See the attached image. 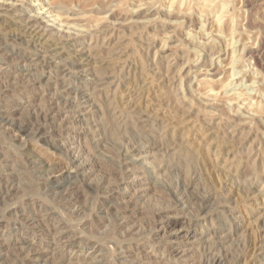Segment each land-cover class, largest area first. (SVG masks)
Returning a JSON list of instances; mask_svg holds the SVG:
<instances>
[{"label": "rangeland", "instance_id": "1", "mask_svg": "<svg viewBox=\"0 0 264 264\" xmlns=\"http://www.w3.org/2000/svg\"><path fill=\"white\" fill-rule=\"evenodd\" d=\"M107 1L108 2L104 3L105 2L104 0L102 1L101 0H61V2L63 3L65 2V4H67L66 2H68V4L70 3L69 5L71 6L74 5L73 7L77 9L75 11H78V14L81 11L80 14H82V18L86 20V21L85 20H82V21L83 22L85 21L86 23L90 22L91 20H92L91 22L93 23L98 22V20H100L98 19V17H101V20H102V17L107 15V19L106 18H103V19H104V23L106 22L105 24H110L109 25L110 29L108 28L109 30L108 29L104 30V31L107 30V32L101 31L100 33H98L99 35L98 43H95L94 40H90L88 38L89 36H85L87 32H84L82 33V35L80 34L77 37V40L74 36H73L74 38L73 37L69 38L65 36V37H61V39L60 37L55 36L54 41L50 40V41L45 42V44H43L44 46L40 45V48L42 49L44 53L48 51L46 53L48 57L50 56L53 50L59 49V47L62 46L61 47L62 56L66 58V59L64 58V60L70 63H74L76 66V70L80 71L78 73L80 75L84 74V80L89 81L91 85V86L90 85L88 86L89 90L94 88L95 84L98 82V79L100 78H101L100 82H102L101 88L107 87L109 85V81H112V83L110 84L111 88L114 87L113 89H115L116 87H119L117 88V96L119 97L116 98L117 99L116 101H118V106L116 107V110L113 109V112L115 113L118 112L117 115L121 113L119 119L122 121V126H121L122 128L118 131L119 132L118 134L114 133V131L109 129L108 133L109 134L111 133V134L108 135L106 139H104L108 141V142L105 141L107 143L106 147L108 148H105V151H103V155H105L104 157L103 155L102 156L99 155L98 157V161L100 163L99 164L100 166L97 168L98 171L96 170V172H94L91 175L92 178L88 179L85 183H83V181H78L76 183V188L78 189V191L87 193V194L85 193L86 197L82 200V204L86 206L89 213H86L87 216H85L86 214L85 215L83 214L80 217L75 218L73 221H68L67 218L65 217L60 218L61 217L60 216L58 217L61 219L60 222L68 227L67 229H69L70 232H72L71 234H75L78 237L85 236L88 238L97 239L99 243L105 247L115 243L116 239L114 236H117V234L114 235V232H115L114 223L116 221V218H115L116 210L115 209L111 210L108 214H106V219L101 220L103 224L100 221H95L93 219L95 221L94 222L93 220H91L92 217L90 218L88 214H90V211L93 210L94 205L99 206L100 204L99 201H101L102 199H103L102 201H106L108 200V198L105 196V194H102V193L96 194V193H93L92 190H90L91 192L88 191L87 188L88 187L92 188L95 185L96 180L100 178L102 179L106 175L109 176V169L115 167L114 159L116 158V153H117L119 144L126 142L127 140L131 143H138V138H133L136 132L144 131V133H147L149 135L150 134L153 136L156 135L158 138L155 144L156 146H153V145L152 146L154 147V149L156 148V149H161V150L162 148H165V145L163 144L164 147L162 146L161 144L162 141L161 142L159 141L160 138L164 136V134L167 137L168 136L170 137L172 134L175 133L174 135L177 136L179 140L183 138L185 139L186 142L189 143V145H186V146L184 145L179 150L178 154L174 153V151L173 152L170 151L169 154L167 155L163 154V156H165L164 157L165 159L162 157V154L159 155L161 153L159 152L158 155L160 156V158L157 159L156 164L167 166L168 169L163 171L162 174L161 173L156 174V177L160 175L157 186L153 185V182L156 180V177L153 175V173L150 172V170L142 169L139 166H137L136 167L137 169H135V170H138L137 171L138 175L142 174V172L145 171L146 175H144V178L145 177L147 178L149 176V178L147 179L145 178L144 180L140 181L148 189L141 191L140 200H138L137 206L130 207V209L127 211V214L129 216L127 227L130 226V228L126 227L125 229V230L128 229L127 231L129 232V235L124 240L123 242L124 245L130 246L129 249L132 251V253H140L141 256L150 250V248H148L149 250L148 249L144 250V248L150 246V244L152 242L154 243L155 241L154 239H150L152 238V236L150 235V228L152 225V214L157 209L163 208L169 205L170 199L168 197L166 190H168L169 187L173 186V183L175 182L176 179L181 178L184 181H188L190 172H193V173L196 172L198 179H196V181H193L192 185H190V187L188 188L190 191L189 190L187 191V198L191 196L190 197L191 199H189L188 205L185 206L184 208L180 206V207L172 208L171 210H169L171 212L172 211L179 212V213H176V215L173 216L172 219L177 224V226L180 227V231L185 232L189 229L194 230L195 228H197L194 226V224L196 223L195 216L197 213L201 211V209L199 207V203L195 202L193 200V197L197 196V194H199L200 192L206 193L207 191H210V193L214 195H213L212 200H210L207 204H205L206 210L203 213V215L207 214L208 212H209L208 214L210 215L212 212L211 217L213 216V219H212L213 221L211 220L210 226L216 227V229H218V231L220 232L219 235L221 236V240L217 238L219 241L217 244H215L217 247L214 248V250L211 253V256L214 254L217 256L225 257V256H231L237 253L238 254L241 253V255H243L244 261L242 259V261L239 264H264V249H260V246L253 248L254 242L258 243V245L261 243V242L259 243V241H261V238H260L261 236L258 238L259 233H264V178H263L264 177V130H263L264 129V118H263L264 113L262 112V114H260L262 115V117L257 116L251 119L250 118L251 115H248L249 113H247V109L245 108V106L248 104V101L243 100L244 97H247L249 95L247 94L249 91L252 93V95H255L257 93L256 98H258L259 96V98H262L264 101V77L262 78L261 74H256L257 75L256 81H255L256 83L252 84L253 88L251 87L252 88V91H251L249 90L250 88H247V87L250 86L251 81L253 79L252 76H254L255 74H249L250 72H248L246 74L245 79L242 81V83L244 84H241V86H238L239 88L238 91H242L240 90V88L241 89L244 88L243 90L245 91H242L243 93H245L248 90L246 92L247 95L245 94L243 98H241L240 100H236V99L233 100L232 104L228 105L227 102L229 101L231 97H234L233 93L236 91V89H232L233 86H230L229 88L231 90H229V92L225 94V90L223 92L222 88H220L221 84L219 83V81L221 80L219 79L224 80L231 72L230 71L231 68H229L230 60L228 58V55H225L224 52L227 51L228 53L229 51H231L233 46L232 48H227L226 44L223 46V44L221 43V45L223 46L222 47L220 43L218 44V41L210 43L211 39H207V40L203 39V38H206V36H204L203 32L199 31L200 29L199 20L200 22L202 21L207 22L205 24V28H207L206 30L207 36L210 34L211 35L213 34L216 40L219 38L217 31H216V26H212L213 24L212 22L217 17L216 15H219L220 12L222 11L221 9L224 4L226 6V7L224 6L226 8L224 9V11L226 12L224 14L225 17H223L224 22H231L232 20V22H234L235 27H236V32L234 33L233 37L234 39L238 40V43L234 45V47L239 49L243 47L244 45L248 47V45L250 44L249 46L250 48H252L254 47L253 45L257 41L254 39L253 44H252V41H250L249 39L246 40V38H248V36L252 34L251 31H256L258 30L257 28H259V31L262 29H260V27H257V28L254 27L255 30L253 28H252L253 30H251L249 27V24L250 22H254V24L253 23L252 24L256 25L257 23L255 24V22L264 21L263 19L264 17H261L263 16V14L261 13H262V10L264 9V5L261 6V4L260 5L258 4V3L264 2V0L262 1L257 0V3L254 2L251 6L252 9L248 7L246 8L247 0H234V1L233 0H212L213 1V2L211 1L212 6L208 8V10H205L204 12L201 11V8L203 5L202 0H183V1L173 0L174 7L172 8V11L173 9L174 11L173 12L171 11L172 15L171 14L169 15L168 13L169 4L171 3L172 0H157L152 5H150V8L148 7L149 5L147 7L146 6H141L140 8L139 6L137 7V3L139 2L138 0H112V2L111 0H107ZM33 4H34L33 1L26 0L24 2L23 8L26 9L28 7L29 8L35 7L33 6ZM122 4H124V6H122ZM107 5H111V6H107ZM256 6H257L256 8L257 10L254 9ZM259 6L261 7L260 9L261 11L258 8ZM182 10L184 12L188 10V12H186L185 15H181L180 12ZM247 11H249V13L251 14L248 15L249 13ZM18 13L19 12H17L16 16L7 15L5 17H2L3 19L5 18L4 19L5 22L3 23L4 25L0 24L2 25L0 26V31L2 29V31L0 32V42H2L1 38H4L3 35H5L8 32H16L14 30L18 29L19 26L21 28L22 20H19V19H21L20 17H24L26 14L23 13L22 15H19ZM200 13L203 14L204 16H202ZM255 15H257V17ZM239 17H242V18L240 19ZM3 19H0V20H3ZM186 31L187 32L192 31L193 32L192 37H195L196 39L194 41L189 40L187 38L188 33ZM259 31H258V34H260L261 32ZM84 36L87 39H84L85 38ZM50 39H53V38H50ZM200 39L203 40L204 42L207 41V46H211L212 44H215L216 46L219 45L218 48L226 47L225 51L223 50V52H220V53H213L211 56L209 55V57H208L209 53H207V69L209 68L208 64L210 63V60L213 59V61L215 62V60H218V57H220L223 60L224 66L221 67L218 71L217 69L215 70L213 69L211 71L209 70V72L206 71L204 67L205 63L204 62L202 63L203 59H205L206 57H204L203 55L201 57L197 56L196 48L200 45L198 43ZM164 41L167 42V45H169V50L166 51L169 53L168 54L166 53L165 56H163V48L161 47V45L163 46ZM52 42L58 43L59 44L58 47L51 45ZM14 47L19 49V48H22V45H15ZM148 47H151L150 50H148L149 49ZM8 53L9 52L5 50L0 54V56H2L3 54L7 55ZM4 55L2 57H4ZM12 56L13 55H10L8 57V60L5 61L6 62L5 66H8L10 70L6 74H4L5 76L4 75L1 76L2 79L1 78L0 79L2 81L0 80L1 82L0 86L7 85L11 89L10 91L11 93L9 92V94H13V96H9L8 98L0 97V103H1L0 113L4 112L7 109V106L10 104V107L11 108L13 107L12 110L15 109L10 114L14 118L16 117L17 120L21 121V119L27 118L26 116H28L29 110L26 106L27 100L33 95H36V96L39 95L38 97L42 96L41 91H39L38 88L34 87L36 85L39 86L38 76L39 78L41 76L42 78L43 76L48 78V75L50 76L51 74H53V68H52V64H50L51 67H49V65L46 66L45 64L44 66L42 63H40V61L39 62L35 61V63L32 61L31 63L29 62L28 64H31V68L30 66L28 67L27 65L25 67L20 66L16 68V63H15L16 61H15V58H13L14 56L13 57ZM247 57L248 55H246L241 62H239L238 64L236 63L234 65L238 73L235 75V77H233V81H237L242 75H244V73L242 74L241 72L245 70L249 71V68L251 69L253 67L251 60L250 59L248 60L249 57L248 58ZM50 61L52 62L54 60L50 59ZM119 63L121 65H118ZM197 63L203 66L200 72L196 71L197 70L196 68H198L199 66V65L198 66L196 65ZM107 64L108 65L116 64L115 69L116 67L117 69L114 72H111V71L109 72L108 69H110L111 66L109 65V67H106L108 66ZM98 65H103L105 67V70L107 71L105 73L106 75L104 74L103 75L102 74L101 75L100 74L87 75L90 71L94 73V70H96L95 68H97ZM118 66L120 67L118 68ZM191 66H193L191 69L192 71L191 73H189L187 71L190 70ZM85 67L87 69H85ZM48 69L49 70L51 69V70L48 71ZM117 70H118V74L116 72ZM20 71L22 73H25L27 71L25 73L26 75L24 74L22 76H18L17 73H19ZM21 72L20 74H22ZM195 73L199 76L198 80L194 78ZM97 75L98 77H96ZM206 76H207V79H214L215 80L214 82L216 84L215 87H217L218 90H221L220 91L221 94L218 92L219 94L216 95L217 99L215 98V100L212 97L214 93L209 94V92L208 93L204 92L206 89H203L201 87L203 84H200V82H198L199 80H201V78L202 80H204ZM24 77H25V80H24ZM93 78H95L97 82H95ZM26 79L27 81L30 80V82L28 83L31 84L30 86L31 90H27L26 88L23 89L22 87L18 88V86L14 85L15 83L14 81L16 80L23 82V81H26ZM11 80H12L13 86L11 85ZM104 80H106L107 82ZM182 80H183V84L180 82ZM45 81H47V79H45L43 82ZM51 83H54V79L52 80ZM118 83H119V86H118ZM32 84H36V85L32 86ZM190 85L194 87L193 88L189 87ZM183 88L184 89L186 88L187 90L186 89L184 90ZM184 91L185 93H183ZM32 92L33 94H31ZM185 95H187V99L184 100L183 97H186ZM11 97L12 98L14 97V99H12ZM3 98H5V100ZM127 99H129V101ZM100 100L97 101L96 104L97 103L100 105L102 103L104 104V101L101 100L102 101L101 102ZM120 100H122L123 102H121ZM40 101H41L40 98H38L37 104ZM19 103H23V104L18 106L17 104ZM120 103H121V106L123 104L122 107L125 108V109L123 108L124 111L122 110L123 113L120 108L121 106L119 107ZM98 104L95 105L96 108L94 107L92 110H90L91 113L93 112L94 114L104 113L105 118H106L105 123L107 122L106 126L108 125L111 126L112 123L114 124V122H111V120L108 119L109 118L108 115H110V112H108V110L104 111V109H102L101 111L100 108H102V106L99 107ZM242 104L244 107L242 106L238 109V106ZM110 108L112 111V107ZM131 109L134 110L135 112L132 111ZM26 112H27V115H26ZM80 113L76 114V117L78 119H82L83 118L82 116H84L82 112ZM245 113H246V116H244ZM86 116H89L88 118L91 120L92 115L89 114ZM85 117L83 119H86ZM99 117H100L99 115L97 116L95 115V119H99ZM239 119L240 120L242 119V121H240ZM120 120L116 119V122L120 124ZM80 125L81 124L79 123L78 126ZM78 131H80V129ZM0 137H1V134H0ZM21 137L14 139L13 141V144L15 143L14 145L6 141L7 142L6 149H5L6 155H4V157L1 158L3 160L2 165L5 164L6 167L8 166L7 168L3 166V168L5 167L6 169H9L8 171L10 172L12 170V166L10 168V165L15 164L14 167H16V169L22 170V173L20 177L18 176L19 178L17 180L18 187L11 192L10 196H8L5 199L0 197V234L4 233L7 235L10 232L9 230H6V228L4 227V225L6 224L8 220H13L12 216L14 213H12L11 215L10 214L11 212L7 210L8 207L12 209H15V208L19 209L21 210V213H26L27 219H24V221L22 222L23 226H25L24 229L22 230L21 227H18L17 231L14 233L13 236L17 238L20 244H23L26 248H29L30 243H32V233H31L32 227L30 226L31 224L29 225V220H28L30 213L33 212L31 205L33 206L34 201L41 200L42 198L40 197V195H37L36 193L37 186L35 184L37 180L35 179L36 178L35 175L31 172V170H29L30 168H27L26 166H24V161L22 160L23 159L22 156L23 155L25 156L24 153L26 150L25 151L23 150V146H22L23 141H21L22 139ZM83 144H84V141L82 142V145ZM27 146H28L27 149L29 151L32 148V146H34V142H31V141L30 143L28 142ZM187 147H189L191 151L195 152V156L190 155L193 152L189 151L188 152L189 154L186 153L187 150L189 149ZM146 151H152V147H148ZM170 155H172V157H170ZM171 158L172 160L174 158L175 159L174 161L169 162ZM164 160L165 162H163ZM160 162H162V164ZM166 162H167V165H166ZM256 175L258 177H256ZM92 180L93 182L91 183ZM3 187L4 186L0 184V190H1L0 192H2L1 188ZM123 187L124 186L122 184L119 185V187L118 186H116L115 188L113 187L112 192L114 191L122 192ZM34 193H36V195ZM97 199H98V202H97ZM222 208H224V210L227 211L225 217H222V214L218 213V211L222 210ZM53 210H54L53 211L54 215L55 216L56 214L58 215V213L56 212L57 210L55 208H53ZM6 216H8L9 218ZM80 221L82 222L88 221V224L84 227V225L80 223ZM107 222L110 223V226L106 225V224H109ZM89 225H91L92 227ZM80 227L81 228L84 227L83 229L86 233L83 231V229H80ZM96 231L102 234L96 235L97 234ZM229 233L231 234L230 237H229ZM227 234L228 236H226ZM2 238L0 237V240H2ZM194 238L195 237H189L187 239L191 241V243H188L186 239H184L186 241H183L182 239L181 242L183 243V245H185V247L192 246L191 248L193 247L194 248L193 250L191 249L189 252H187L183 256V259H181L182 260L181 264L182 263L201 264V259H200L201 253L199 254L197 252V249H196L197 244L194 242L196 241ZM94 239H93V242H96ZM149 239L151 240V242ZM139 247L141 249H139ZM41 249L43 250L41 254L42 255L44 253L46 254L44 256H41L42 259L39 258L40 260L39 259L34 260L28 256L26 258L25 263L26 264H41V263L42 264H55V261H52L54 259L50 256L52 255V253L49 251V249H47L45 245H43ZM0 250H1L0 251V256H1L0 264H18L17 256H16L17 252L14 249H8L6 246L1 245ZM48 254L49 256H47ZM180 254L181 253H176V255L178 256ZM62 264H70V263H68L67 260L65 259L63 260ZM225 264H232V262L230 263V261H228Z\"/></svg>", "mask_w": 264, "mask_h": 264}, {"label": "bare ground", "instance_id": "2", "mask_svg": "<svg viewBox=\"0 0 264 264\" xmlns=\"http://www.w3.org/2000/svg\"><path fill=\"white\" fill-rule=\"evenodd\" d=\"M25 1L26 0H0V19H3L2 17H5L7 15L16 16L17 12H19L18 13L19 15H22L23 13L26 14L24 17L19 16L21 18L19 20H22L21 28L19 26L18 29L14 30L16 32H8L5 35H3L4 38H1L2 42H0V54L5 50H7L10 54L9 53L7 55L3 54L4 57H2L3 55L0 56V78H1V76L6 74L10 70V68L8 66H5V63H6L5 61L8 60V57L10 55H13L14 57L13 56L12 57L15 58L16 68H18L20 66L25 67L26 65L28 67L30 66V68H31V64H28L29 62L31 63V61H32L35 63V61L36 62L40 61V63H42L43 65L45 64L46 66L49 65V67H51L50 64H52L53 74H51L50 76L48 75V78H46L45 76H43V78H42V76L39 78V76H38V83H39L38 85L39 86H37L36 84H32V86L36 85L34 87L38 88L39 91H41L42 96L38 97L39 95H37V96L33 95L27 100L26 106L29 110L28 116H26L27 112L25 115L27 118H24V116H23L24 119H21V121L17 120L16 117L14 118L10 113L13 112L15 109L12 110L13 107L11 108L10 104L7 106V109L5 108L6 110L4 112L0 113V134L2 137V138L0 137L1 138L0 139V184L2 186H4L3 188H1L2 192H0V197H2L3 199L7 198L8 196H10L11 192L18 187L17 186L18 185L17 180L19 179L18 176L20 177L22 170L16 169V167H14L15 166V164H14V165H10V168L12 166V170L9 172L8 171L9 169H6L8 166L6 167L5 164L2 165L3 160L1 158L4 157V155H6L5 154L6 153L5 149H6V145H7L6 141H8V143L13 144L14 139L22 136L21 137L22 139L21 138L20 139H21V141H23V144H22L23 150L24 151L26 150L24 153L25 156L24 155L22 156V158H23L22 160L24 161V166H26L27 168H30L29 170H31V172L35 175V177H36L35 179L37 180L36 184H35L37 186V190H36L37 192L36 193H37V195H40V197L42 199L34 201L33 206L31 205L33 212L30 213L28 220H29V225L31 224L30 226L32 227V232H31L32 233V243H30L29 248H26L23 244H20L18 242L17 238L13 236L14 233L17 231L18 227H21L22 230L24 229L25 226H23L22 222L24 221V219H27L26 213H21V210L16 209V208L12 209L10 207H8L7 210L9 212H11L10 213L11 215H12V213H14L12 216L13 220H8L6 222V224L4 225L6 230H9L10 232L7 235L4 233L0 234V237L1 238L3 237L2 240H0V246L2 245V246H6L8 249H14L17 252L16 256H17L18 264H23V262H24V264H26L25 262H26V258L28 256L35 260V259L41 258V256L46 255L45 253L43 255L41 254L43 252L42 249L44 248L43 247L41 249V247L43 245H45V247H47V249H49V251L52 253V255H50V256L54 259L52 261H55V264H62L63 260H65V259L70 264H181V262H182L181 259H183V256L187 252H189L191 249L193 250V248H194V247L191 248L192 246L191 247L190 246L185 247V245H183V243L181 242L182 239H183V241H186L189 237H195L194 239L196 241H194V242L197 244V248H196L197 252L199 254L201 253L200 254L201 264H225L228 261H230V263L232 262V264H239L243 259V255H241V253H239V254L237 253V254H234L231 256H225V257L217 256L214 254L211 256L212 251L214 250L215 247H217L215 244H217L218 241L221 240V236L219 235L220 232L218 231V229H216V227L210 226V222L213 219V216L211 217L212 212L210 215L208 214L209 212L207 214L203 215V213L206 210L205 204H207L210 200H212L213 195H214V194H211L210 191H207L206 193L200 192L199 194H197V196L193 197V200L195 202L199 203V207L201 209L200 212L202 213L201 214L199 212L195 216V222L196 223L194 224V226L197 227L198 229L197 228H195L194 230L189 229L185 232L180 231V227H178L177 224L172 219V217L175 216L176 213H179V212H173V211L171 212L169 210H171L172 208L180 207V206H182V208H184L185 206L188 205V202H189V199H191L190 198L191 196L189 198H187V191L189 190L188 188L190 187V185H192L193 181H196V179H198L196 172L195 173L190 172L189 179L187 178L188 181H184L181 178L176 179L175 182L173 183V186L169 187L170 189L168 188V190H166L168 197L170 199L169 205H167L163 208L157 209L152 214V225L150 228V235L152 236V238H150V239H154L155 241H154V243L152 242L150 244V246L144 248V250H147L148 248H150V250L148 249L149 251H147L149 253L146 252L142 256L140 255V253H132V251L129 249L130 246H126L123 243L124 240L126 239V237L129 235V232L127 231L128 229L125 230L127 225H128V219H129L127 211L130 209V207H133V206L136 207L137 206V202H138V200H140L141 191L148 189L143 185V183L140 182L141 180H144L146 178V177L144 178V175H146L145 171L142 172V174L138 175L137 174L138 170H135V169H137L136 167L139 166L142 169L150 170V172L153 173V175L155 177H156L157 173L162 174L163 171L168 169L167 166L156 164L157 159L160 158L159 155L162 154V157L164 158L165 156H163V154L167 155V154H169L170 151H172V152L174 151V153L178 154L179 150L184 145L185 146L189 145V143L186 142L185 139L182 138L179 140L177 138V136L174 135L175 133L172 134L170 137L169 136L167 137L164 134V136H162L159 141L160 142L162 141L161 144H162V146L164 144L165 148H162V150L155 148L156 149L155 150L153 146H156L155 144H156V141L158 139L156 135L155 136H153L151 134L149 135L147 133H144V131L136 132V134H134L133 138H138V143H131L127 140L126 142L119 144L118 149H117V153H116V158L114 159V166L115 167L109 169V176L104 175L105 177L102 179L97 178L98 180H96L95 185L92 188L91 187L87 188L88 191L92 190L93 193L105 194V196L108 198V200H106V201H102L103 199L101 201H99L100 202L99 206L94 205L93 210L90 211V214H88L90 216V218L92 217L91 220L94 219L95 221L101 222V220L106 219V214H108L111 210H114V209L116 210V216H115L116 221L114 223V227H115L114 235L117 234V236H114L116 239L115 243L105 247V246H102L97 239L88 238L85 236L78 237L75 234H71L72 232H70V230L67 229L68 227L60 222V220H61L60 218H62V217L67 218L68 221H73L75 218H78L83 214L85 215L86 213H89L86 206L84 204H82V200L86 197V195H85L86 192L84 193V192L78 191V189L76 188V183L78 181H83V183H85L88 179L92 178L91 175L94 172H96L97 168L100 166L99 165L100 163L98 161V157H99V155L100 156L103 155V151H105V148H108V147H106L107 143L105 142L107 140H104V139H106V137L111 134V133L110 134L108 133L109 129L114 131V133L118 134L119 133L118 131L122 128L121 127L122 121L119 119L121 113L117 115L118 112L117 113L113 112V109L116 110V107L118 106V101H116L117 100L116 98L119 97V96H117V88H119V87H116L115 89H113L114 87L111 88L110 84L112 83V81H109V85L107 87L101 88L102 82H100L101 78L99 77L100 79H98V82L95 78H93V80L97 83L95 84L94 88L89 90L88 86L90 85V82L84 80V74L80 75L78 73L80 71L76 70V66L74 63H70V62H67L64 60L65 57L62 56V49H61L62 46L59 47V49L53 50L52 53L50 54V56L48 57V55L46 54L48 51L46 53H44L42 51V49L40 48V45H43V44H45V42L50 41V40L54 41L55 36L60 37V39H61V37H65V36L69 37V38L74 36L77 40V37L80 34L82 35V33H84V32H87V34L85 36H89L88 38L90 40H94L95 43H98V39H99L98 33H100L101 31H104L105 29H108L110 24H105L106 22L104 23L103 18L107 19V15L103 16L102 20H101V17H98V19H100L101 21L96 19V20H98V22L93 23V22H91L92 21L91 20L90 22L86 23L85 22L86 20L83 19L82 14H80L81 11L78 14V11H75L77 9L73 7L74 5L71 6V5H69L70 3L68 4V2H66L67 4H65V2L63 3V2H61V0H30V1H33V3H34L33 6H35V7H31V8L28 7L26 9H24L23 5H24ZM104 1H105L104 3L108 2L107 0H104ZM138 1L140 3L139 2H138L139 4L137 3V7L138 6H139V8L141 6L147 7L149 5L148 7L150 8V5H152L157 0H138ZM202 1H203L202 2L203 5L201 8V11L204 12L205 10H208V8H210L212 6V4H211L212 0H202ZM260 1H262V0H260ZM111 2H112V0H111ZM254 2L257 3V0H247L246 8L247 7L251 8V6ZM72 3H74V2H72ZM90 3H92V2H90ZM124 3H125V1H124ZM108 4H110V3H108ZM258 4L259 5L261 4V6H262V5H264V2H261ZM75 6H76V4H75ZM107 6H111V5H107ZM122 6H124V4H122ZM224 6L225 5L223 4V7L221 9L222 11L220 12L219 15H216L217 17L212 22L213 23L212 26H216V31H217L218 37L220 39L218 38L216 40L214 38L213 34L212 35L210 34L207 36V33H206L207 28H205V24L207 22H203V21L200 22V20H199V24H200L199 31L203 32L204 36H206V38H203V39H206V40L211 39L210 43L218 41V44L220 43V45L222 43L223 46L226 44L227 48H232V46H233V48L231 49V51H229L227 53V51H225L226 47L222 48L223 46L221 45L222 47L218 48L219 45L216 46L215 44H212L211 46H207V41L204 42L203 40L200 39V41L198 42L200 45L196 48V51H197L196 54H197V56H200V57L202 55L204 57H206L205 59H203L202 63L203 62L205 63L204 67H205V70L208 72H209V70L211 71L213 69L214 70L217 69V71H218L221 67L224 66V63L220 57H218V60H215V62L212 59V60H210V63L208 64L209 68L207 69V53H209L208 54V57H209V55L211 56L213 53H220V52H223V50H224L225 51L224 54L228 55V58L230 60L229 68H231V70H230L231 72L224 80L219 79V80H221V81H219V83L221 84L220 88H222L223 92L225 90V94L228 93L229 90H231L229 88L230 86H233L232 89H236V91L233 93L234 97H231L228 102L226 101L228 103V105H231L233 100H235V99L240 100L241 98H243V96L248 91L247 90L245 93H243L242 91H245V90H243L244 88L243 89L240 88V90H242V91H238V89H239L238 86H241V84H244V83H242V81L245 79L246 74L248 72H250L249 74H255L254 76H252L253 79L251 81L250 86L249 87L246 86L247 88H250L249 90H251V91L253 88L252 84L256 83L255 82L256 78H257L256 74H261L262 78L264 77V21L255 22V24L257 23L256 25H253L254 22H250V24H249V27L251 30H253L254 27L255 28L260 27V29H262V30H260L261 32L259 31V28H257L258 30H256V31H251L252 34H250L248 36V38H246V40L249 39L250 41H252V44H253V41L255 39L257 41L255 43L256 45L254 44L253 45L254 47H252V48H250V46H249L250 44L248 45V47L244 45L243 47L237 49L236 47H234V45H236L238 43V40L234 39V37H233L234 33L236 32V27H235L234 22H232V20H231V22H224L223 17H225L224 14L226 13L224 11V9H226L225 8L226 6L225 7ZM257 6L254 9H256ZM173 7H174V2L172 0L171 3L169 4V10H168L169 15L170 14L172 15V12L174 11V9L172 11ZM244 7H245V5H244ZM241 8H243V7H241ZM258 8H259V10L261 9L260 6ZM90 10H91V8H90ZM134 10H135V8H134ZM147 11H149V10H147ZM186 12H188V10H186ZM186 12H184L182 10L180 12V14L185 15ZM247 12L249 13V11H247ZM194 13H196V12H194ZM258 13H259V11H258ZM101 14H103V13H101ZM250 14L251 13H249L248 15H250ZM261 14H263V16H261V17H264V9L262 10ZM201 15L204 16L203 14H201ZM258 15H260V14H258ZM93 16H92V18H93ZM255 16L257 17V15H255ZM150 18H152V17H150ZM239 18L241 19L242 17H239ZM4 19L0 20V24H3L5 22ZM82 20H85V21L83 22ZM178 20H180V19H178ZM80 21H82V22H80ZM115 22H116V20H115ZM107 23H109V22H107ZM121 23H119V24H121ZM141 24H143V23H141ZM0 26H2V25H0ZM93 30H95L96 32ZM1 31H2V29H1ZM192 31H190V32L186 31L188 33L187 38L191 41H194L196 38L192 37V35H193ZM226 31H227V33H226ZM258 31L260 32V34H258ZM104 32H107V30ZM100 37H101V35H100ZM50 38H53V39H50ZM171 38H172V36H171ZM3 39H4V41H3ZM84 39H87V38L85 37ZM176 43H178V42H176ZM15 45H22V48H19V49L15 48L14 47ZM51 45L58 47L59 44L56 42H52ZM163 46L161 45V47L163 48V56H165L166 53L167 54L169 53V52H166L169 50V45H167V42L164 41ZM148 48H149L148 50H150L151 47H148ZM161 54H162V52H161ZM245 54L248 55L249 58L248 57L247 58H248V60L249 59L251 60L253 67L251 69L249 68V71L245 70V71L241 72L242 74L244 73V75H242L237 81H233V77H235V75L238 73L236 71V68L234 65L236 63L238 64L239 62H241L243 60V58L246 56ZM161 58H163V57H161ZM50 59L54 60V61H52L53 63L50 61ZM196 61H197V59H196ZM137 62H139V61H137ZM186 63H187V61H186ZM111 64H109L111 67H110V69H108V71L114 72L117 69V67L115 69V65L117 63L115 65H111ZM103 65H98L97 68H95L96 70H94V73L92 71H90L87 75H94V74L106 75L105 73L107 71L105 70V67ZM109 65L106 67H109ZM118 65H121V64L119 63ZM158 65H159V63H158ZM196 65L198 66L199 64L197 63ZM119 67L120 66H118V68ZM192 67L193 66H191L190 70H188L187 72L191 73ZM201 68H203V66L199 65L198 68H196L197 69L196 71L200 72L202 70ZM85 69H87V68L85 67ZM50 70L48 69V71H50ZM20 72L19 73L16 72L18 76L24 75L27 71L25 73L21 72L22 74H20ZM116 72L118 74V70ZM130 72H131V70H130ZM12 76H14V75H12ZM96 77H98V75ZM168 77H170V76H168ZM198 77L199 76L195 73L194 78L196 80H198ZM179 78H180V76H179ZM45 79H47V81L43 82ZM53 79H54V83H51ZM108 79H110V78H108ZM4 80H6V79H4ZM24 80H25V77H24ZM183 80L180 81L182 84H183ZM16 81H14L15 82L14 85L18 86V88L22 87L23 89L26 88L27 90H31L30 89L31 84L28 83V82H30V80L27 81V79H26V81H23V82L22 81L16 82ZM104 81H106V80H104ZM214 81H215L214 79H207V76H206L204 78V80H202V78H201V80H199L198 82H200V84L204 85V87H203V85L201 86L203 89H206L204 92H207V93L209 92V94L214 93V95L212 97L215 100L216 95L219 94L221 90H218L217 87H215L216 84ZM238 81H240V82H238ZM4 82H6V81H4ZM11 85L13 86L12 80H11ZM9 86H10V84H9ZM12 86H11V88H12ZM118 86H119V83H118ZM180 86H182V85H180ZM183 87H184V85H183ZM189 87L193 88L194 86L190 85ZM18 88H17V90H18ZM10 91H11V89L7 85L0 86V97L8 98L9 96H13V94H9ZM183 93H185V91ZM183 93H181V94H183ZM254 93H256V92H254ZM31 94H33V92ZM247 94H249V95L247 97H244L243 100L248 101V104L245 106V108L247 109V113H249L248 115H251V117H250L251 119L254 117H257V116L262 117V115H260V114H262V112L264 113V101H263V99L259 98V96H258V98H256L257 93L255 95H252V93L248 91ZM261 94H262V92H261ZM168 95H170V94H168ZM191 95H192V93H191ZM185 96L186 97H183L184 100L187 99V95H185ZM207 96H208V94H207ZM14 97L13 98L11 97V98L14 99ZM5 98H3V99L5 100ZM38 98H40L41 101L38 102V104H37ZM98 99L99 100L101 99L102 101H104V104L103 103L101 105L98 103L97 104L99 105V107L102 106V108H100L101 111H102V109H104V111L108 110V112H110V115L107 114L109 117V118L108 117L107 118L110 119L111 122H114V124L112 123L113 125L111 124V126L110 125L106 126L107 122L105 123L106 118H105L104 113H101V112H100L101 114H94V112L91 113L90 110H92L94 107L96 108L95 105H97L96 102L99 101ZM118 99H120V98H118ZM4 100H3V102H4ZM127 100L129 101V99H127ZM120 101L123 102L122 100H120ZM216 102H217V100H216ZM21 104H23V103H19L17 105L19 106ZM103 105H105V106H103ZM170 105H172V104H170ZM120 106H121V103H120L119 107ZM122 106H123V104H122ZM122 106L120 107L121 111L124 108ZM242 106H243V104L238 106V109ZM110 107H112V111H111ZM211 109H212V107H211ZM126 110H128V109H126ZM123 111H122V113H123ZM132 111H134V110H132ZM80 112H82V114L84 115V116H82L83 118L86 115H89V114L92 115L91 116L92 121L88 118L89 116H86L85 117L86 119H83L82 117H81L82 119H78L76 117V114L80 113ZM108 112H106V113H108ZM225 112H226V110H225ZM93 114H94V116H93ZM126 114H128V113H126ZM95 115L96 116L99 115L101 118L99 117V119H95ZM244 116H246V113ZM92 118H94V119H92ZM116 119L120 120V124H118L116 122ZM240 121H242V119ZM79 123L81 124L80 125L81 127L78 126ZM138 124H140V123H138ZM205 126H206V124H205ZM79 129H80V131H78ZM125 129H126V127H125ZM81 132H82V134H81ZM207 132H209V131H207ZM122 135H123V133H122ZM135 136H137V137H135ZM212 139H213V137H212ZM232 139H233V137H232ZM30 141L34 142V146H32V148L28 151L27 145H28V142L30 143ZM83 141H84V144L82 145ZM20 143H22V142H20ZM148 147H152V151H146V149ZM187 148H189V147H187ZM189 151L193 152L189 148L186 153H188ZM159 152H161V153L159 154ZM190 155L195 156V152L191 153ZM196 155H197V153H196ZM104 156L105 155H103V157ZM170 157H172V155H170ZM174 159L172 160V158H171V160L169 162L174 161ZM12 161H14V160H12ZM163 162H165V160ZM160 163L162 164V162H160ZM19 164H20V162H19ZM238 164H239V162H238ZM166 165H167V162H166ZM3 166H5L6 168L5 167L3 168ZM118 175H119V177H118ZM159 176L160 175H158L156 177V180L153 182V185H156V186L158 185ZM256 177H258V176L256 175ZM147 178H149V176ZM94 181H95V179H94ZM227 181H228V179H227ZM92 182H93V180L91 181V183ZM121 184L124 186L122 192H115V191L112 192L113 187L114 188L116 186L119 187V185H121ZM125 192H127V193H125ZM36 193H34V194L36 195ZM219 195H221V194H219ZM98 199H97V202H98ZM166 201H167V199H166ZM197 203H195V204H197ZM52 207L57 210L56 212L58 213V215L57 214H56V216L54 215V213H53L54 210ZM218 213H221L222 217H225L227 211L224 210V208H222V210L218 211ZM8 216H6V217H8ZM85 216H87V214ZM58 217H60V218H58ZM97 218H99L100 220ZM62 222H63V220H62ZM74 222H76V221H74ZM80 223H82L85 227L88 224V221H83V222L80 221ZM101 223L103 224V222H101ZM107 223H109V222H107ZM219 223H221V222H219ZM75 224H77V223H75ZM106 225L110 226V223L106 224ZM89 226H91V225H89ZM84 227H82V228L80 227V229H83ZM128 227L130 228V226H128ZM262 227H263V225H262ZM76 228H77V226H76ZM100 230H101V228H100ZM83 231H84V229H83ZM96 232H97L96 235L102 234V233H99L98 231H96ZM88 233H90V232H88ZM93 234H95V233H93ZM230 235L231 234L229 233V237H230ZM226 236H228V234ZM259 237L261 238V241H259V243L260 242L261 243L258 245V243L254 242L253 248L260 246V249H264V233H259L258 238ZM93 239L96 242H93ZM184 239H186V240H184ZM187 241H188V243H191V241H189V240H187ZM150 242H151V240H150ZM181 243H182V245H181ZM139 249H141V248L139 247ZM176 253H181V254L178 256V255H176ZM47 256H49V254ZM152 256H154V257H152ZM206 256H207V258H206ZM48 258H50V257H48ZM243 261H244V259H243ZM45 263H46V261H45ZM191 263H192V261H191ZM182 264H185V263H182Z\"/></svg>", "mask_w": 264, "mask_h": 264}]
</instances>
